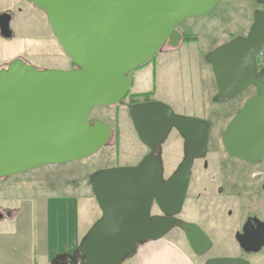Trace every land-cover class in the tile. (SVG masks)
I'll return each instance as SVG.
<instances>
[{"label":"water","instance_id":"water-1","mask_svg":"<svg viewBox=\"0 0 264 264\" xmlns=\"http://www.w3.org/2000/svg\"><path fill=\"white\" fill-rule=\"evenodd\" d=\"M47 15L60 45L75 63L72 69H40L18 57L0 69V179L39 166L89 157L111 143L113 128L91 120L95 107L122 102L132 86L130 72L148 62L165 45L178 47L177 26L211 12L221 0H26ZM264 5V0H258ZM12 15L0 14V35L11 38ZM264 47V8L257 10L246 36L209 52L218 93L225 102L250 87L249 97L222 134L225 150L250 161L264 159V69L258 73L255 49ZM140 141L151 153L137 165L100 169L90 183L101 217L73 253L51 264H122L140 243L156 241L180 226L197 255L211 240L191 222L179 223L194 160L207 149L210 122L176 114L166 103L151 100L130 108ZM176 130L185 138V157L163 178L162 144ZM158 155H153L157 153ZM156 205L164 215H152ZM4 214L0 211V220ZM248 251L258 252L260 238ZM244 246L243 240H239ZM205 264H250L222 257Z\"/></svg>","mask_w":264,"mask_h":264},{"label":"rangeland","instance_id":"rangeland-1","mask_svg":"<svg viewBox=\"0 0 264 264\" xmlns=\"http://www.w3.org/2000/svg\"><path fill=\"white\" fill-rule=\"evenodd\" d=\"M7 3L8 6L0 5V14L11 13L13 35L11 38L0 35V67L18 57L40 69L76 67L56 38L44 11L26 0ZM260 9L262 5L258 0H221L208 14L182 21L177 29L182 34L195 36V39L181 41L175 49L164 48L144 65L132 70V86L122 103L99 106L92 110L91 120H101L117 129V135L113 132L111 143L84 159L39 166L0 179V210L4 212L0 222L12 215L5 214L7 210L14 213L19 207L25 211L26 205L33 202L32 206H36L34 221L37 224V218L40 219L39 227L42 229L45 224L48 230V233L38 230V236L42 233L44 235L39 248L47 242V235H52V248L54 242H58L61 250H75L80 244L72 247L76 237L79 234L85 236L101 217L90 176L104 168L137 165L148 153L130 117L132 106L129 105L134 102L137 94L153 92L154 100L168 104L176 114L207 119L211 126L210 141L213 143L209 156L213 158V166L218 168L224 152L220 137L231 118L255 94L256 89L250 88L225 102H214L213 98L218 91L212 66L206 61V56L216 47L248 33L255 13ZM262 48H258L256 55L258 61L264 63V56L259 54H264ZM139 100L142 101L141 97ZM182 140L181 135L173 130L162 144L165 177L172 174L183 157ZM214 171L215 168L211 172ZM219 182H222L221 179L212 184L207 192L192 184L183 213L184 219L202 222L211 232L214 242L212 250L204 255L195 254L180 228L173 229L163 237L162 242L175 244L184 251V264H205L211 256L238 254L233 230L239 228L244 215L249 211L254 210L258 217L264 218V189L248 185L227 187L220 194L216 189ZM68 195L75 196L81 204L87 205V215L82 217L81 214L79 222L69 218L67 220L63 211L64 197ZM55 198L62 199L59 201ZM29 208L27 210L32 213L33 209L31 212ZM156 212L159 210L154 208ZM210 219L215 223H211ZM21 227L26 228L27 223L21 224ZM5 237L0 235L3 240ZM146 242L139 245H146ZM249 258L253 264H264V250Z\"/></svg>","mask_w":264,"mask_h":264},{"label":"crops","instance_id":"crops-1","mask_svg":"<svg viewBox=\"0 0 264 264\" xmlns=\"http://www.w3.org/2000/svg\"><path fill=\"white\" fill-rule=\"evenodd\" d=\"M10 1L12 0H0V5L8 6L7 2ZM55 199L60 201L62 198ZM64 200L63 211L65 210L67 220L69 218L79 222L81 214L82 217L87 215V205L85 203L81 204L75 196L68 195V197H64ZM32 203L26 205L25 211L18 207L12 215L5 218L6 220L0 222V235H6L5 240L0 238V264H50L57 255L71 252L69 249L61 250L58 242H54L52 248L50 240L52 235H47V242L39 248L44 235L42 233L38 236V230H44L47 233L48 230L45 224L42 229L39 227L40 219L37 218L38 226L34 221L36 206H32ZM28 206L31 212L33 209L32 213L27 210ZM46 206L48 207V204ZM37 211H39L38 207ZM23 223H27L26 228L21 227ZM36 232L37 234H35ZM83 236V234H79L72 247H77ZM163 239L147 241L146 245H139L137 253L122 264H184V251L175 244L162 242Z\"/></svg>","mask_w":264,"mask_h":264},{"label":"flooded vegetation","instance_id":"flooded-vegetation-1","mask_svg":"<svg viewBox=\"0 0 264 264\" xmlns=\"http://www.w3.org/2000/svg\"><path fill=\"white\" fill-rule=\"evenodd\" d=\"M263 8H264V5H262V9ZM13 18H14V15H13ZM247 34L248 33H246L244 36H246ZM164 48H169L171 50V49H175L176 47H172V46L167 44L163 47V49ZM262 49H264V47ZM258 51H259V49H255L254 50L255 54ZM23 60H25V59H23ZM257 60H258V57H257ZM257 63H258V73H260L264 69V63H262L261 61H258ZM7 65L8 64L1 66L0 69L2 67H6ZM250 88H253V87H250ZM255 94H256V92H255ZM142 102H146V101L134 102L131 104V106H133L137 103H142ZM210 130H211V126H210ZM181 137L183 139L182 140L183 141V143H182L183 144V155H182L183 157H182L181 161L179 162V164L177 165V168L181 164V162L183 161V159L185 157V138L182 135H181ZM220 139H221V146H222V149L224 151V152H222V158L223 159L219 162L220 166L218 168L213 166V162H214L213 158L209 156L212 152L211 146L213 144L210 141V131H209V139H208L206 152L202 157L194 160L193 166L191 168L188 191L192 187V184H196L197 188H201V191L207 192L209 190L210 186L212 184H214L215 182H218V180H220V179L222 182H219L216 184L217 193H220V194H222L224 189H226L227 187L238 188V187H243V186L248 185V187H254L255 189L256 188L264 189V163H263L264 159L261 162H250V161H246V160L237 158L235 156H232L224 148V144L222 141V135H221ZM146 147L148 148L147 154L151 153L152 150L150 149V147H148V146H146ZM153 155L157 156L158 152L154 153ZM217 166H218V164H217ZM163 167H164V163H163ZM177 168L172 172V174L177 170ZM214 168L216 169V171L211 172ZM164 173H165V170H164ZM169 177H165L163 175L164 179H168ZM202 185H203V187H202ZM188 191L186 194L185 202H184L180 212L176 215V218L178 219L179 223H182V222L195 223L196 225H198L202 229V231L208 236V238H210L211 247L208 251H206L205 253L202 254V255H204L213 249L214 242L212 240L211 232L204 227L202 222L184 219L183 213H184V209H185L186 202H187L188 195H189ZM154 208H157L159 210V212L154 213ZM2 213L4 214V212H2ZM5 214L10 215V214H12V212H11V210H7L5 212ZM152 215H164V214L156 205H154L153 210H152ZM244 216L245 217L242 221V224L239 226V228H236L233 230V237L237 243V250L239 251L238 254H236V255H225V256H211V257H208L207 261L210 259H214V258L232 257V258H244V259L248 260L250 262V264H253L252 263L253 261H251L249 256L262 252L264 250V245L261 247V249L258 252L248 251L247 247L252 248L253 246H255V242L252 240L250 241V239H254L257 237V238H260L261 241H264V218L258 217L255 214L254 210L249 211ZM210 222L215 223L212 219H210ZM175 228H180L182 230V228L180 226H175L173 229H175ZM239 240H243L244 246L240 243ZM247 258H249L250 260ZM62 261L66 262L67 264H70L71 259L68 258V259L62 260Z\"/></svg>","mask_w":264,"mask_h":264},{"label":"trees","instance_id":"trees-1","mask_svg":"<svg viewBox=\"0 0 264 264\" xmlns=\"http://www.w3.org/2000/svg\"><path fill=\"white\" fill-rule=\"evenodd\" d=\"M196 37L195 36H192V35H187V34H183V41L184 40H186V41H191L192 39H195ZM144 65V64H143ZM130 74V73H129ZM152 96H153V92H147V93H144V94H137L136 96H135V98H134V102H139L140 100V97H141V99H142V101H151V100H154L153 98H152ZM124 101V100H123ZM122 101V102H123ZM122 102H120V103H122ZM134 102H131V103H134ZM120 103H118V104H120ZM117 105V104H116ZM129 106H131V104L129 105ZM113 131H114V134H116L117 135V129H113ZM115 144H117V137H116V141H115ZM77 249V248H76ZM75 249V250H76ZM75 250H73L72 252H70V253H73Z\"/></svg>","mask_w":264,"mask_h":264},{"label":"built area","instance_id":"built-area-1","mask_svg":"<svg viewBox=\"0 0 264 264\" xmlns=\"http://www.w3.org/2000/svg\"><path fill=\"white\" fill-rule=\"evenodd\" d=\"M260 54V56H264V54L261 52V53H259Z\"/></svg>","mask_w":264,"mask_h":264}]
</instances>
